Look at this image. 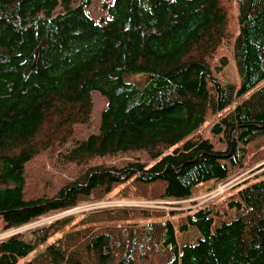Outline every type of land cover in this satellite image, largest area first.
I'll list each match as a JSON object with an SVG mask.
<instances>
[{
	"label": "trees",
	"instance_id": "obj_1",
	"mask_svg": "<svg viewBox=\"0 0 264 264\" xmlns=\"http://www.w3.org/2000/svg\"><path fill=\"white\" fill-rule=\"evenodd\" d=\"M75 1L0 0L3 230L105 198L130 180L162 184L155 198L165 202L208 193L230 179L228 164L244 171L247 144L264 135V84L249 93L264 82V0H236L238 87L211 69L230 37L226 1L110 0L99 20L86 11L93 0ZM92 91L106 99L97 132L66 147L90 120ZM234 104L209 129L223 144L216 148L198 130ZM45 151L77 174L28 196L25 165ZM213 200L181 220L179 230L199 233L181 247L170 220L105 225L137 213L113 208L12 235L0 241V264H17L70 224L24 264H264V163L222 202L225 211Z\"/></svg>",
	"mask_w": 264,
	"mask_h": 264
},
{
	"label": "rangeland",
	"instance_id": "obj_2",
	"mask_svg": "<svg viewBox=\"0 0 264 264\" xmlns=\"http://www.w3.org/2000/svg\"><path fill=\"white\" fill-rule=\"evenodd\" d=\"M79 0H76L74 3H77ZM110 0H93L90 6L86 8L88 15L95 19H105L108 18L107 13L102 7L104 2H108ZM227 3L228 7V17H229V32L230 37L227 41L222 43L221 48L214 55V58L211 60V69L213 71L214 76L222 83H231L236 87L239 86V76L237 74L235 62L233 59L232 53V44L235 36L238 33V5L236 0H224ZM225 58L226 63L221 65V59ZM128 80L133 81L139 85L145 80L143 76H128ZM264 82L258 84L253 90L252 93L257 88H259ZM249 94L238 98L235 103L245 99ZM92 99V109L90 114V120L87 124H80L75 126V131L72 139L67 143L66 147L73 146L77 141L84 139L89 134L97 132V127L100 121V115L102 110L106 106V99L97 91L91 92ZM235 104L222 111L220 114H210L205 123L199 128L198 132H200L203 136L207 138L213 139L211 136L209 129L211 125L217 121L219 115L227 114ZM216 148L223 147L222 143H218L213 139ZM123 157L119 159L122 160ZM141 159L146 162L148 165L152 164V161H148L145 156H141ZM263 160V161H262ZM261 161V162H260ZM260 162L257 166H252L256 163ZM264 163V135L252 140L246 146V152L243 157V169H239L237 166L228 167L231 172V177L228 181L222 184H228L227 192L220 198L209 199L207 194L202 193L194 198L183 200V201H171L165 202L158 200L155 198L160 189H162V184H155L150 186H141L140 184L133 182L132 180L128 181L125 184L117 186L113 192H111L107 197L93 200L87 203H82L74 208L68 209L64 212L53 214L50 216H46L35 220L29 224L21 226L19 228H14L10 230L1 229L0 225V241L16 234H28L31 230L45 226L57 219L73 215L75 216V222H77L80 218L84 217L87 213L96 210H104V209H113V208H127L130 212H133L135 209L134 218L129 221H121V222H111L106 223L105 225H122L128 222H136L139 225H144L149 222H164L166 220H170L175 227V238L179 247L186 243H194L199 237L198 231L189 227L184 231L179 230L178 226L182 222L181 220L184 216L187 215V212L192 209L203 205L211 200V203L217 205L218 210L222 213L225 211L224 200L229 197V195L236 192L242 184L246 182L248 178L256 177V168ZM25 170L27 173L26 178V188L28 196H31L33 192L42 191L44 188H50L52 191H55L57 188H60L64 184H66L69 180L73 179L77 174V169L73 165H65L57 161V154L51 151H45L42 154L35 157L30 163L25 165ZM122 194H126L125 196ZM217 198V197H216ZM223 198V199H222ZM192 200V201H190ZM143 210V211H142ZM175 210V211H173ZM225 217V216H224ZM104 224H97L96 226H100ZM74 228L70 224L66 227L62 232L56 234L53 238L45 242L44 244L38 246L32 253L19 259L17 264H24L26 261L30 260L37 253L42 251L48 244L54 242L58 237L63 235L65 232L71 231Z\"/></svg>",
	"mask_w": 264,
	"mask_h": 264
},
{
	"label": "built area",
	"instance_id": "obj_3",
	"mask_svg": "<svg viewBox=\"0 0 264 264\" xmlns=\"http://www.w3.org/2000/svg\"><path fill=\"white\" fill-rule=\"evenodd\" d=\"M227 185L228 184H219L214 190H212L211 192L207 194V197H209V199H212V198H216V197H219L225 194L228 190Z\"/></svg>",
	"mask_w": 264,
	"mask_h": 264
}]
</instances>
